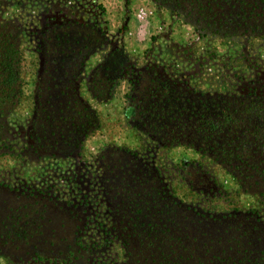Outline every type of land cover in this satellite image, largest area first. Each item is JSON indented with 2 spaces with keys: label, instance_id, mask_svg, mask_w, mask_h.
<instances>
[{
  "label": "rangeland",
  "instance_id": "obj_1",
  "mask_svg": "<svg viewBox=\"0 0 264 264\" xmlns=\"http://www.w3.org/2000/svg\"><path fill=\"white\" fill-rule=\"evenodd\" d=\"M248 6L261 19L264 5ZM216 13L194 0H0V24L23 29L25 53L23 95L0 91V264H264V172L239 154L248 141L264 150V127L246 137L222 111L264 104V40L215 35ZM49 25L94 46L60 118L39 100L35 41ZM113 54L114 89L100 97L93 81ZM162 99L190 109L183 140L142 128ZM72 117L82 133L59 136L53 118ZM46 131L61 144L38 142ZM220 233L223 247L203 251Z\"/></svg>",
  "mask_w": 264,
  "mask_h": 264
},
{
  "label": "trees",
  "instance_id": "obj_2",
  "mask_svg": "<svg viewBox=\"0 0 264 264\" xmlns=\"http://www.w3.org/2000/svg\"><path fill=\"white\" fill-rule=\"evenodd\" d=\"M248 5L260 7L264 5V0H194V6L200 11L206 12L209 9L211 11L214 9L217 10L215 15L216 22L211 25L213 31L215 30L214 28H217V31L214 33L215 35L219 30L228 27V36L232 34V37L235 38L240 30H243L244 34H251L254 31L256 36H252L264 40V13L261 15V19L249 21L246 14ZM46 29L48 30L47 34L49 36L39 37L35 41L39 45L38 49L41 52L39 53L42 58L45 57L46 59L44 61L46 67L45 78H42L43 84L38 89L40 91L39 100L42 101L43 106L48 110L50 116L55 114L57 118H60L62 116L60 106L66 105L69 108V105L64 102L70 98V94L76 93L74 84L77 81L78 72L81 70L80 68L84 65L86 57L91 53L94 46L85 39L73 37L72 34L76 28L63 29L62 27H57V25H49ZM23 35V29L15 23L0 24V91L8 92L6 95L7 99H4V101H12L21 98L23 95L21 89L24 84L22 69L25 61V53L21 40L23 39ZM119 69L120 64L117 62L116 54L110 56L108 60L100 65L95 76L96 78L100 77V80L93 81V84L100 85L98 90L94 88V91L101 92L100 97L108 94L107 91L101 90L108 89L113 85L114 82L111 79V75L118 73ZM113 89L114 86L110 88L109 92H112ZM96 98L98 97L96 96ZM164 102L168 103L165 99H162L158 103L155 102L154 105L156 106L153 114H151L150 118L144 119L142 128H145L148 134H152L160 143L168 144L169 141L183 140L184 131H189L194 128L192 119L187 118L190 109L185 105L176 106L174 104L166 108ZM254 102L255 104L251 107L249 106L250 104H242L230 110L222 109L223 112L229 114L228 116H232L230 118L231 121L227 122L224 126H228L231 131L237 132L240 130L239 126H242V131L246 137H248L257 122H260L258 126L263 128L264 104L261 99H257ZM168 114L169 116H167ZM57 118H53V123L57 125V128H55L56 131L62 129L59 136L67 135L68 138H73L77 134L80 135L82 133L81 127L77 124V121H74L76 120L75 117H72L68 123L59 121ZM209 124L207 123V125ZM47 126L48 124L44 123L40 130H38L44 131ZM216 128L218 129L219 127L216 126ZM215 134L216 136L220 135V133ZM36 136L38 142L47 143L50 148L59 146L62 141V138H58L56 134H52L49 131L41 134L38 133ZM53 136H56V138L51 140ZM255 136H264V129L257 131ZM246 144L247 147L243 146V149H240V156L244 155L250 165L264 172V150H260L259 148L255 149L249 141ZM217 147L219 148L218 153H225L222 146L217 144ZM237 159H239L238 155ZM207 239V242L203 244V251L208 247L207 254L211 250H214L215 247H223L225 243L221 233L214 234L213 236L208 234ZM243 239H249V237L245 234L240 238L234 237L229 245L232 248H239L245 244ZM263 240L264 238H260V241L258 240L257 242L260 243Z\"/></svg>",
  "mask_w": 264,
  "mask_h": 264
},
{
  "label": "flooded vegetation",
  "instance_id": "obj_3",
  "mask_svg": "<svg viewBox=\"0 0 264 264\" xmlns=\"http://www.w3.org/2000/svg\"><path fill=\"white\" fill-rule=\"evenodd\" d=\"M118 173H119V170H118ZM117 175H118V174H117ZM205 223H207V222H205ZM209 225H211V223H210ZM217 248L219 249V247H215L214 250L217 249Z\"/></svg>",
  "mask_w": 264,
  "mask_h": 264
}]
</instances>
